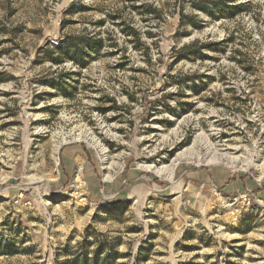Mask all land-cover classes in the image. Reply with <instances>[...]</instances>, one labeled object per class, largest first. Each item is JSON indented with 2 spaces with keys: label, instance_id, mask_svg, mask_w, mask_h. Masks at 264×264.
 I'll list each match as a JSON object with an SVG mask.
<instances>
[{
  "label": "rangeland",
  "instance_id": "obj_1",
  "mask_svg": "<svg viewBox=\"0 0 264 264\" xmlns=\"http://www.w3.org/2000/svg\"><path fill=\"white\" fill-rule=\"evenodd\" d=\"M223 142L264 161V0H0V264H264L258 169L180 160L258 187L200 195L144 168Z\"/></svg>",
  "mask_w": 264,
  "mask_h": 264
},
{
  "label": "crops",
  "instance_id": "obj_2",
  "mask_svg": "<svg viewBox=\"0 0 264 264\" xmlns=\"http://www.w3.org/2000/svg\"><path fill=\"white\" fill-rule=\"evenodd\" d=\"M82 153L85 155L84 151L77 148H74L71 151L62 152L63 163H65L66 166V171L63 172L64 179L75 175L83 176L84 174H87L85 179L89 182L95 181L94 179H96L97 174L96 168L93 165L94 162L90 160L89 157L85 160ZM181 176L185 183V186L182 184L183 188L189 190V192L193 191L195 194L200 195L211 193L215 189H220L222 192H231L232 190L235 192L245 190L250 186L255 189L258 188L250 181L230 178L229 174H227L225 179H219L217 177L216 169L212 173H209L207 170H198L182 174ZM120 180L124 181L123 178ZM187 181L188 183H186ZM120 182L121 181H116L115 183L120 184ZM257 194L264 195V188H261V191Z\"/></svg>",
  "mask_w": 264,
  "mask_h": 264
},
{
  "label": "bare ground",
  "instance_id": "obj_3",
  "mask_svg": "<svg viewBox=\"0 0 264 264\" xmlns=\"http://www.w3.org/2000/svg\"><path fill=\"white\" fill-rule=\"evenodd\" d=\"M202 136L203 135H200L198 138L200 139ZM204 141H205V139H204ZM205 143H209V142L208 141L203 142V144H205ZM209 146L211 147V148L210 147L209 148L212 150V152L210 154H208L205 158H203V156L200 155V153L195 149V147H193L190 150H186L185 152L178 154L176 159L173 160L171 162V165H169V166H165V165L160 163V164L144 166V168H146V170H148V171L154 170L158 176L165 175L169 181L174 183V185L178 191L182 190V185L175 182V180H174L176 167L179 164L180 160L186 159V158L187 159L196 158L198 161H200L201 159H204V162L208 165H210V164H216L217 165L219 163L226 162L227 165H229L233 170H236L237 168H241L244 171H248L251 168H256L262 174L259 178V181L261 180L262 176H264V161L260 164L257 161V159H255L257 157V155H259L258 154L259 152L257 153V155L254 152L248 153L246 155H238V153L241 151V146L230 144L229 142H226V143L223 142L222 148H216L217 146L215 147L213 145H209ZM110 179H111V176L106 177V180H110Z\"/></svg>",
  "mask_w": 264,
  "mask_h": 264
},
{
  "label": "trees",
  "instance_id": "obj_4",
  "mask_svg": "<svg viewBox=\"0 0 264 264\" xmlns=\"http://www.w3.org/2000/svg\"><path fill=\"white\" fill-rule=\"evenodd\" d=\"M97 42H88L90 48L96 47ZM56 48L62 50L65 55H68L71 59L79 64L83 63L82 58L80 57V50H79V43L77 40L73 38H67L61 41L59 44L56 45Z\"/></svg>",
  "mask_w": 264,
  "mask_h": 264
}]
</instances>
